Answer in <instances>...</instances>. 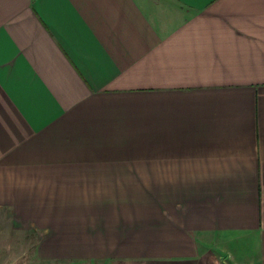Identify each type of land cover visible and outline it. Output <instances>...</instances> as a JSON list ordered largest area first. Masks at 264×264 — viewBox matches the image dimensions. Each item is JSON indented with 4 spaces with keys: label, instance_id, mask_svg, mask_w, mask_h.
Here are the masks:
<instances>
[{
    "label": "crops",
    "instance_id": "crops-1",
    "mask_svg": "<svg viewBox=\"0 0 264 264\" xmlns=\"http://www.w3.org/2000/svg\"><path fill=\"white\" fill-rule=\"evenodd\" d=\"M0 217L40 261L264 264V0H0Z\"/></svg>",
    "mask_w": 264,
    "mask_h": 264
},
{
    "label": "rangeland",
    "instance_id": "rangeland-1",
    "mask_svg": "<svg viewBox=\"0 0 264 264\" xmlns=\"http://www.w3.org/2000/svg\"><path fill=\"white\" fill-rule=\"evenodd\" d=\"M4 220V221H3ZM0 217V264H73L61 261H40L34 257V235L18 230L11 220ZM9 221V222H8ZM127 264H161L154 261H133Z\"/></svg>",
    "mask_w": 264,
    "mask_h": 264
}]
</instances>
